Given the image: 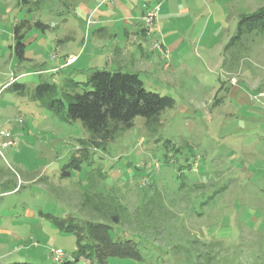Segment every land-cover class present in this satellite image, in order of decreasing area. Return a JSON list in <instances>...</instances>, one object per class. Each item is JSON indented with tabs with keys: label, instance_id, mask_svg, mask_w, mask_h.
Here are the masks:
<instances>
[{
	"label": "rangeland",
	"instance_id": "374dc122",
	"mask_svg": "<svg viewBox=\"0 0 264 264\" xmlns=\"http://www.w3.org/2000/svg\"><path fill=\"white\" fill-rule=\"evenodd\" d=\"M171 4L174 16L160 5L149 32L143 17L153 0H0V89L7 85L0 91V264H87L75 262L76 234L53 218L107 224L113 239L132 240L143 257L108 264H264V29L247 30L225 51L241 18L264 9V0ZM23 21L48 27L27 32L26 61L13 51ZM129 24L135 35L146 32L151 49L140 73L145 88L175 107L155 132L138 117L113 140H93L81 121L38 100L36 88L55 85L52 99H65L71 81L117 71V38L108 33ZM163 37L183 42L170 53ZM67 60L73 63L59 71ZM138 60L131 58L130 72ZM224 60L239 72H227ZM74 157L81 170L65 177ZM220 229L230 241L212 240Z\"/></svg>",
	"mask_w": 264,
	"mask_h": 264
},
{
	"label": "trees",
	"instance_id": "16d2710c",
	"mask_svg": "<svg viewBox=\"0 0 264 264\" xmlns=\"http://www.w3.org/2000/svg\"><path fill=\"white\" fill-rule=\"evenodd\" d=\"M21 1L24 5L29 3V0ZM34 26L43 31L48 28L40 22ZM34 26L23 21L14 27V52L20 61L27 60L26 34ZM256 29H264V9L241 18L237 36L232 39L231 44L241 41L247 30ZM13 85L22 86L17 83ZM67 87L72 92L65 94V99H52L56 93V86L52 84L39 85L35 97L42 101L49 100L48 107L65 120L81 121L92 133L93 140H113L120 132L132 130L138 117L144 118L146 127L155 132L161 125L163 113L175 107L173 98L147 90L138 73L96 70L91 73L88 82L71 81ZM82 162L74 157L65 167L64 176H71L70 169L81 170ZM100 211L105 217L103 208ZM113 220L116 224L121 222L118 214L113 216ZM53 221L66 233L76 234L78 249L74 255L75 262L84 260L87 264H108L111 258L143 261L136 244L132 240L113 239L112 227L107 224L90 221L78 223L72 218H53Z\"/></svg>",
	"mask_w": 264,
	"mask_h": 264
},
{
	"label": "crops",
	"instance_id": "0c3cea01",
	"mask_svg": "<svg viewBox=\"0 0 264 264\" xmlns=\"http://www.w3.org/2000/svg\"><path fill=\"white\" fill-rule=\"evenodd\" d=\"M153 1L157 2V5L155 7L158 8V16H159V11H160V5H164V7H166V9H167V12L169 11V13H170L169 16H171V17L174 16V14L172 13L173 4H171V3H178V2H182V1L189 2V0H167L165 2H164V0H153ZM243 1L246 2L247 5L250 7L251 1H253V0H243ZM145 7H146V5H145ZM143 15H144V11L142 13V16ZM141 18H140V20H141ZM163 20H164V18H162V23H163ZM159 23L161 26V22H158V25H159ZM129 25L130 26L127 29H123V31H120V29H118L117 30L118 32L115 33L114 35L110 34V33L113 32L115 29H111V31L108 33V35H109V37L115 36L117 39H119V41L117 39H115L114 45L112 46V50L115 51L114 58H115V60L118 59V63H119V68L117 69V71L120 70V71H124V72H130L128 70V68L130 66L129 65L130 60H131V58H134L136 56L137 58H139V60L136 64H134V63L132 64V68H134L137 71H135V72L131 71V73H138L140 75L141 72H146V70L148 68L147 65L148 64L150 65V63H151L150 57L148 56V54L146 52L147 50L151 52V49H149L147 47V39L145 38V36L147 35L146 32L143 35V37H141L139 35H135V33L131 30L132 24H129ZM117 28H118V26H117ZM231 41H230L229 45L225 48V51L229 50L230 47L233 45V44H231ZM158 42H160V45H161L162 49H164V51L173 53L181 46V43L183 42V40H180L179 42H176V41L170 42L168 38L163 37V38L159 39ZM13 51H14V48H13ZM73 58H74L73 62H75L77 60V57L74 56ZM129 58H130V60H129ZM73 62L70 63L67 60L64 62V64H62L60 67H57V68L60 71L62 67H64V68L69 67ZM223 66L226 67V69H227L226 71L229 73L234 72V71L239 72V66L237 65V63L234 64L232 61L228 62V61L224 60ZM111 71H114V70H111ZM20 76H23V75H20ZM18 77L16 75H14L13 81L15 82ZM11 84L12 83H9V85H11ZM5 87H7V85H4L0 89V91H2V89H4ZM229 231H233V230H229ZM238 231H240V229ZM219 233H221V229L218 231L217 235H214L212 237V240L214 239V241H217V242L225 241V240L226 241L231 240V239H229L230 237H228L227 239L225 237L220 238ZM209 236L206 237L207 240H209Z\"/></svg>",
	"mask_w": 264,
	"mask_h": 264
},
{
	"label": "built area",
	"instance_id": "2783aa9c",
	"mask_svg": "<svg viewBox=\"0 0 264 264\" xmlns=\"http://www.w3.org/2000/svg\"><path fill=\"white\" fill-rule=\"evenodd\" d=\"M157 18H158V8L157 7L154 10L150 11L146 16L143 17V22L147 25L149 32H152ZM55 257H56L55 258L56 262H61V263L63 262L62 252L57 251Z\"/></svg>",
	"mask_w": 264,
	"mask_h": 264
}]
</instances>
